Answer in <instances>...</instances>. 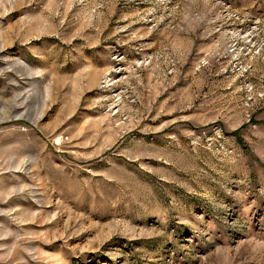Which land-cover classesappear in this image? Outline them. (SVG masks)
<instances>
[{
	"label": "rangeland",
	"instance_id": "obj_1",
	"mask_svg": "<svg viewBox=\"0 0 264 264\" xmlns=\"http://www.w3.org/2000/svg\"><path fill=\"white\" fill-rule=\"evenodd\" d=\"M0 264H264V0H0Z\"/></svg>",
	"mask_w": 264,
	"mask_h": 264
}]
</instances>
